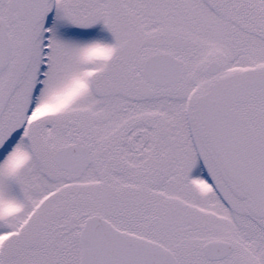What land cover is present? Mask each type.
<instances>
[{
	"label": "snow or ice",
	"instance_id": "6c2138e0",
	"mask_svg": "<svg viewBox=\"0 0 264 264\" xmlns=\"http://www.w3.org/2000/svg\"><path fill=\"white\" fill-rule=\"evenodd\" d=\"M0 264H264V0H0Z\"/></svg>",
	"mask_w": 264,
	"mask_h": 264
}]
</instances>
